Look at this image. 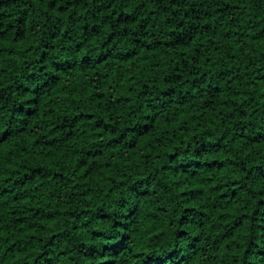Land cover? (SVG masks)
I'll use <instances>...</instances> for the list:
<instances>
[{
  "label": "trees",
  "instance_id": "trees-1",
  "mask_svg": "<svg viewBox=\"0 0 264 264\" xmlns=\"http://www.w3.org/2000/svg\"><path fill=\"white\" fill-rule=\"evenodd\" d=\"M0 264H264V0H0Z\"/></svg>",
  "mask_w": 264,
  "mask_h": 264
}]
</instances>
